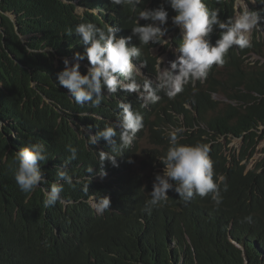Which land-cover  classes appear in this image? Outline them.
<instances>
[{
  "label": "trees",
  "instance_id": "1",
  "mask_svg": "<svg viewBox=\"0 0 264 264\" xmlns=\"http://www.w3.org/2000/svg\"><path fill=\"white\" fill-rule=\"evenodd\" d=\"M234 2L205 0L210 9H219L225 20L233 16ZM76 4L85 8L82 15L75 12ZM162 4L168 11V32L179 33L171 20L176 13L165 0H144L136 11L131 5H116L112 0H1L0 264H264V157L247 171L240 163L257 142L256 137H264V131L260 135L256 131L264 123V66H248L242 57L250 51L264 56V36L251 48L236 51L233 46L226 54L227 81L236 92L229 94L223 87L225 94L248 105L228 104L209 120L205 116L217 106L210 98L218 89L217 80L207 83V91L199 83L189 85L172 99L159 91V103L145 105L139 92L149 79L137 73L140 91L105 92L96 108L77 105L68 90L58 84L57 73L64 64L59 58L56 65L55 59L84 52L74 33L78 23L113 26L117 37H127L141 8ZM252 9L260 12L264 30V5L256 3ZM69 30L73 34L69 35ZM218 37L219 30L214 28L209 39L215 43ZM158 44H140L135 36L130 41V46L141 49V55L133 60L143 62L149 77L157 74L156 57L150 54V47ZM83 61L89 64L86 58ZM86 69L81 64L82 74ZM121 102L131 103L140 112L145 128L127 147L119 141L118 128L113 143L101 138L96 145L89 144L90 134L115 126ZM185 103L197 111V119ZM169 110L182 116L183 126L188 128L181 143H208L222 135L246 132L242 150L238 157L233 156L231 166L227 167L219 144H213L209 152L214 180L222 175L228 185L224 192V184H220L223 202L218 207L211 194L194 195L185 202L169 190L166 202L145 210L155 175L143 177L138 169H132L134 151L145 134L144 139L155 146L146 160L148 165L163 166L159 158L169 146L165 128L175 121ZM198 121L204 122L206 129L196 132ZM157 127L161 131H154ZM29 142L45 146L47 159L41 162V171L46 183L25 194L15 181L14 157ZM69 145L77 150L75 160H69ZM101 151L117 161L113 166L105 160L103 175ZM66 161L73 184H64L62 203L45 207V191ZM89 168H93L91 173ZM105 196L111 201L110 207L97 213L89 200L99 202ZM250 214L252 222H242Z\"/></svg>",
  "mask_w": 264,
  "mask_h": 264
},
{
  "label": "clouds",
  "instance_id": "2",
  "mask_svg": "<svg viewBox=\"0 0 264 264\" xmlns=\"http://www.w3.org/2000/svg\"><path fill=\"white\" fill-rule=\"evenodd\" d=\"M61 1L65 2L66 0ZM244 1L246 3L241 0L238 10L237 5L240 0H235L233 16L225 20L220 17V10L210 9L205 0H165V3L170 5L176 13L171 17V20L172 24L179 29L177 34L175 30L168 32L166 27L168 11L163 4L153 9L141 8L136 17L135 26L131 28V35L127 37H117V29L113 26L100 27L91 21L78 23L74 33L84 46V52L74 53L73 58L57 57L55 59L56 65L59 63V58L63 60L64 64L63 70L57 73L58 84L68 90L77 105L89 104L96 108L100 106L105 92L115 93L118 89L128 93L140 91V85L135 79L137 73L149 79L145 80L143 90L139 92L145 105L159 103L160 97L157 94L159 91H163L172 99L182 93L189 85L195 87L199 83L207 91V83H214L217 80L218 89L210 94L211 100L217 106L208 112L205 116L206 120L221 114V111L228 104L235 106L241 104L242 107H246L248 104L227 97L223 89V87L226 88L229 94L236 92V89H230L232 84L227 81L229 65H227L226 54L228 50L233 46L236 51H239V48H251L254 41H259L264 36V30L260 23L261 14L252 9L256 3L264 5V0ZM112 3L121 6L131 5L132 10L136 11L137 7L144 3V0H112ZM84 10V7L76 4V13L82 15ZM92 11L95 13L94 10ZM11 20L14 22V19L11 18ZM141 20L148 22L141 24ZM214 28L219 30V37L215 43H212L209 34L213 32ZM68 34L71 35L73 32L69 30ZM133 36L137 37L140 44L143 45L160 43L150 47V54L156 57L157 74L154 77L146 76L143 70L145 68L143 62L133 60V58L141 55L139 47L130 46ZM155 47L171 48L174 51L172 53L173 60L168 61L166 67L161 66L162 57L158 59L157 55L151 53V49ZM29 51L36 53L32 49ZM242 57L248 66H264V56L257 51H250ZM85 58L89 64L83 61ZM81 64L87 67L83 74L80 71ZM184 105L192 117L197 119L198 114L193 106L189 103ZM119 108L120 113L115 126H106L102 131L90 134L89 144L96 145L101 138L109 144L113 143V138L117 136V128L119 129L121 145L127 147L132 144L136 133L143 127L145 128L147 124L143 123L142 115L133 109L131 103L121 102ZM169 113L175 119L173 125L170 124L168 128H165L164 134L168 138L169 146L165 155L159 158L163 166L157 167L159 172L155 174L150 199L146 201L145 210L151 211L153 207L166 202L169 190H174L178 197L185 202L191 200L194 195L204 197L211 194L214 204L218 207L223 202L220 184H224V192H227L228 185L222 175L216 176L214 180L216 174L209 152L212 151L213 144H219L222 154L228 160L227 167L231 166L233 156L238 157L242 150L246 132H242L239 136L222 135L217 137L215 141H208V143H181L186 138L184 134L188 128L183 126L182 116L171 110ZM199 129H206V124L198 121L194 130L198 132ZM154 131L159 132L161 129L157 127ZM256 131L259 135L262 134L264 123L259 124ZM12 135L11 137H14ZM144 137H146L145 134ZM203 138L206 139L207 136L203 135ZM234 139L241 141V148L237 153L225 155L223 152L225 147ZM256 141L255 145L248 150L246 158L240 161L241 164L246 165L245 171L252 169L264 157L262 148V158L247 169L249 158L255 153L256 147L264 141V137H256ZM147 142L151 144L149 141ZM138 146L139 143L135 148ZM45 151L43 143L29 142L16 152L14 161L17 167L14 177L21 192L31 194L41 183H46L41 171V162L47 159ZM67 151L70 153L69 160L77 158L76 148L69 145ZM134 154L136 155V150ZM100 158L102 175L104 174L103 164L105 160L110 161L113 166H117L115 156L101 151ZM67 163L68 161L58 167L56 181L51 184L50 189L45 191L43 200L45 207L53 206L57 202L62 203L61 193L64 184H73V177L67 170ZM87 171L91 173L93 168H89ZM89 203L99 213L107 210L111 201L105 196L99 202L90 199ZM252 219L250 214L244 217L242 222L251 223ZM235 244L242 248L238 243Z\"/></svg>",
  "mask_w": 264,
  "mask_h": 264
},
{
  "label": "rangeland",
  "instance_id": "3",
  "mask_svg": "<svg viewBox=\"0 0 264 264\" xmlns=\"http://www.w3.org/2000/svg\"><path fill=\"white\" fill-rule=\"evenodd\" d=\"M243 2L246 3L244 0H243ZM240 3H241V0H240L239 4L237 5L238 10H239ZM248 7L250 8L249 5H248ZM173 52L174 51L171 48L155 47V48L151 49V53L153 55H157L158 59H159V57L163 58V63L161 65L162 67H166L168 65V61L173 60L172 59V53ZM223 99H225V98H223ZM263 145H264V141L256 147L255 153L248 160L249 164H248L247 169L251 168L258 160H260L262 158V156H263V152H262ZM154 148H155V146L152 144H149L144 138L139 142L138 148H136V157L132 163V169H133V167L135 170L138 169L141 172V174L143 175V177H147V176L152 175V174L155 175L156 173L159 172L158 168H151L146 161L148 159L149 155L151 154V150H154ZM240 148H241V141L239 139H234L231 141V143L227 144V146L225 147L223 152L225 155H229L233 152L237 153V151H239ZM158 150L161 152L163 151L162 147H160ZM155 164L156 163L153 162V165H155ZM160 170H162V169H160Z\"/></svg>",
  "mask_w": 264,
  "mask_h": 264
},
{
  "label": "water",
  "instance_id": "4",
  "mask_svg": "<svg viewBox=\"0 0 264 264\" xmlns=\"http://www.w3.org/2000/svg\"><path fill=\"white\" fill-rule=\"evenodd\" d=\"M1 1V0H0Z\"/></svg>",
  "mask_w": 264,
  "mask_h": 264
}]
</instances>
